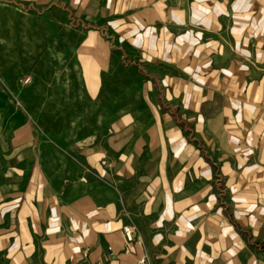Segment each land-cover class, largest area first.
Masks as SVG:
<instances>
[{"label": "crops", "instance_id": "1", "mask_svg": "<svg viewBox=\"0 0 264 264\" xmlns=\"http://www.w3.org/2000/svg\"><path fill=\"white\" fill-rule=\"evenodd\" d=\"M0 264H264V0H0Z\"/></svg>", "mask_w": 264, "mask_h": 264}, {"label": "built area", "instance_id": "2", "mask_svg": "<svg viewBox=\"0 0 264 264\" xmlns=\"http://www.w3.org/2000/svg\"><path fill=\"white\" fill-rule=\"evenodd\" d=\"M26 81H27V78L24 79V82H26ZM123 232H124L126 239H128V240L132 239L133 234H132L131 229L129 227L125 226L123 228ZM141 261H143V258L141 259Z\"/></svg>", "mask_w": 264, "mask_h": 264}, {"label": "rangeland", "instance_id": "3", "mask_svg": "<svg viewBox=\"0 0 264 264\" xmlns=\"http://www.w3.org/2000/svg\"><path fill=\"white\" fill-rule=\"evenodd\" d=\"M5 77H6V79H8V78H7V75H5ZM5 77H4V78H5Z\"/></svg>", "mask_w": 264, "mask_h": 264}]
</instances>
